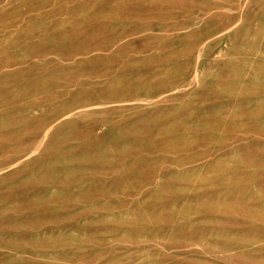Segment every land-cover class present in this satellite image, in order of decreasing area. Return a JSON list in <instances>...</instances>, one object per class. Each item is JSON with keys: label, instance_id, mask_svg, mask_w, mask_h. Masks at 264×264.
<instances>
[{"label": "rangeland", "instance_id": "374dc122", "mask_svg": "<svg viewBox=\"0 0 264 264\" xmlns=\"http://www.w3.org/2000/svg\"><path fill=\"white\" fill-rule=\"evenodd\" d=\"M0 264H264V0H0Z\"/></svg>", "mask_w": 264, "mask_h": 264}]
</instances>
